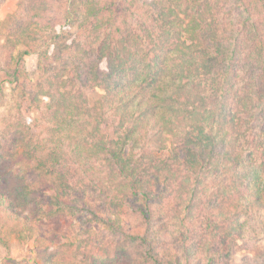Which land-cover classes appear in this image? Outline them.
<instances>
[{"label":"trees","instance_id":"16d2710c","mask_svg":"<svg viewBox=\"0 0 264 264\" xmlns=\"http://www.w3.org/2000/svg\"><path fill=\"white\" fill-rule=\"evenodd\" d=\"M18 12L0 41V98L23 91L1 133L0 234L29 241L62 215L80 243L41 264H231L264 211V116L246 137L264 112V0H19ZM249 64L253 88H238ZM167 227L177 241L163 249Z\"/></svg>","mask_w":264,"mask_h":264},{"label":"rangeland","instance_id":"374dc122","mask_svg":"<svg viewBox=\"0 0 264 264\" xmlns=\"http://www.w3.org/2000/svg\"><path fill=\"white\" fill-rule=\"evenodd\" d=\"M18 1L19 0H6L5 2L0 3V41L3 42V39L6 35L7 28L9 25L14 23L16 19L21 20V13L18 12ZM58 14L62 15V9L60 8L58 11ZM17 22V21H16ZM58 25H64V23L60 20H56L53 24V28L50 29L56 31L55 29L60 27ZM57 26V27H56ZM64 28V27H63ZM67 27L65 26V29ZM67 31L69 34H72L74 38H76L75 33L77 34V41H81L82 44L84 41V38L86 34L81 35L75 27L67 28ZM83 33V32H82ZM86 33V32H85ZM22 50V49H21ZM20 50H16L15 54H17ZM75 48L71 49V52L74 53ZM11 60V59H10ZM22 68L27 74V77L30 79L38 77L39 74H37L38 70V55L37 54H31L29 56L24 57ZM7 65H3L4 68ZM246 68H242L240 74H239V80H237V83H239L238 88L243 84V82L246 80L249 82V88L252 89L253 85L255 83L253 74L250 73V75L243 74V71L250 69L252 66L244 65ZM22 69V70H23ZM254 69V67L252 68ZM251 69V70H252ZM1 75V73H0ZM2 77V75H1ZM14 85L7 86L5 90V97L0 98V151L2 150V147L4 146L3 138H2V132L3 129H5L4 122L6 124L7 120L11 119V116H17V111H15V107L13 106L14 101H20V94L23 93L21 89H17L15 91ZM101 91H97L95 93L89 92L88 95L90 99H97ZM255 93H252V96ZM25 106L29 107V104L26 102L24 103ZM24 117L29 118H36L35 125L38 126L42 123V120L40 119V113L37 110H23ZM264 116V112L262 111V107L256 109V114L253 117L255 122L257 124H252L253 129H251L248 134V138L251 136L249 135H256L258 132L262 133L261 126L263 125L261 117ZM37 122V124H36ZM252 123V122H251ZM244 129H241L243 131ZM247 138V139H248ZM29 168V167H26ZM25 169V168H24ZM26 172L29 173L28 170L25 169ZM25 172V173H26ZM27 181H31L27 180ZM13 185V183H12ZM47 189L46 193H50ZM90 199H92V196L94 194H90ZM95 203H104L102 199L95 198ZM99 209H102V212L105 210V207L108 204H100ZM255 216H252V223L254 224L255 229L253 230L251 238L247 239L245 244H240L239 248H236L235 252H233V255L230 258L231 264H264V224L262 223V219H264V211H261L260 213H255ZM258 215V216H257ZM76 220H73L69 216H62L57 215L52 217L48 220H41L40 224L42 226L41 232L39 233L40 236L38 238V241H36L37 236L39 234L34 235L32 239L29 241L27 238H21V239H15L14 233L13 235H9L7 238L4 236L5 230L2 232L0 236L4 238V240L1 239L0 241V264L3 262H7L10 264L9 260L14 259L17 262H23V264H41V260L38 258L39 255L42 256V253L44 250L50 249L53 251H57L58 248H61L62 245L68 244L70 242H75L76 244L80 243V236L79 232L81 231L77 226L78 224L75 222ZM161 226V225H157ZM9 230V228H6ZM170 227H167L166 229H163L162 231V248L168 249L169 247L175 246L177 239L174 237H171V231L169 230ZM251 233V232H250ZM171 234V235H170ZM249 237V236H247ZM107 239V237H104ZM74 247V246H73ZM75 248V247H74ZM64 250H62V253ZM68 256V254L66 255Z\"/></svg>","mask_w":264,"mask_h":264}]
</instances>
